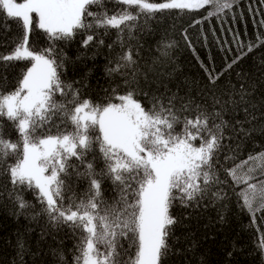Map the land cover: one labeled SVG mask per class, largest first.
Returning <instances> with one entry per match:
<instances>
[{"label":"snow or ice","instance_id":"6c2138e0","mask_svg":"<svg viewBox=\"0 0 264 264\" xmlns=\"http://www.w3.org/2000/svg\"><path fill=\"white\" fill-rule=\"evenodd\" d=\"M117 2L126 7L108 15L107 10H89L90 5H102L103 0H0V13L18 21L24 29L21 42L12 53L0 55V61L32 62L13 91L0 93V117L11 121L18 133L13 141L0 132V162L14 157L15 162L6 168L12 185L35 189L43 205L40 211L50 221L83 233L75 264H161L169 248L171 226L176 223L170 214L173 203L179 200L186 205L221 182L216 164L228 126L223 112L227 105L246 103V94H241L238 101L213 97L212 111L191 99L181 100L177 108L175 94L153 95L151 106L146 108L136 98L141 94L138 87H129L123 94L114 89L107 102L93 103L80 99L79 91L61 80L58 69L62 60L58 61L57 56L62 54H55L51 47L43 53L33 52L28 47V33L35 26L51 39L64 40L80 29H117L123 45L122 34L131 33L135 27L132 22L141 14L151 17L165 10L193 11L211 3L215 7L207 15H216L231 8V3ZM86 17H93V22L86 23ZM93 39V34H86L83 45L87 47ZM98 43L103 44V40ZM254 46L249 44L248 51ZM168 47L171 45L164 46L162 56H167ZM136 64L129 48L117 57L109 72L130 77L126 84H138ZM217 78L209 73L211 84ZM57 95L67 99L58 102L54 99ZM190 109L195 115H184ZM57 116L59 120L54 122ZM176 125H181L180 131H176ZM94 153L97 155L88 159ZM97 156L103 162L99 172L93 163ZM258 170L264 176V153L249 156L225 170L236 186L244 185L239 196L253 215L264 211V179H257ZM104 179L114 186L116 195L111 202L102 197ZM82 180L87 181V187L77 197L74 185ZM215 195L222 198L219 192ZM15 198L21 209L30 207L21 195ZM122 240L135 248L132 255Z\"/></svg>","mask_w":264,"mask_h":264},{"label":"trees","instance_id":"16d2710c","mask_svg":"<svg viewBox=\"0 0 264 264\" xmlns=\"http://www.w3.org/2000/svg\"><path fill=\"white\" fill-rule=\"evenodd\" d=\"M228 2L231 8L216 15H207L215 7L211 3L193 11L172 9L151 17L141 14L132 22L135 27L131 33L122 34L123 45L117 29H80L64 40L51 39L35 26L28 33V47L33 52L43 53L51 47L55 54H62L57 56L58 61L62 60L58 69L61 80L78 90L80 99L93 103L107 102L114 89L123 94L129 87H138L141 94L136 98L146 108L151 106L153 95L175 94L177 108L181 100L191 99L212 111L213 97L238 101L241 94H246V103L227 105L223 112L228 126L216 164L221 182L212 185L202 198L198 196L186 205L177 200L170 208L176 223L171 226L169 248L161 264H264V211L255 215L248 211L239 196L244 185L236 186L225 171L249 156L264 153V0ZM125 7L117 0H103L102 5H90L89 10H107L113 15ZM85 22L92 23L93 17H86ZM86 34L94 35L87 47L83 45ZM23 35L18 21L0 13V55L12 53ZM100 40L103 44L98 43ZM169 44L167 56H162L164 46ZM249 44L255 45L250 52ZM129 48L139 68L138 84L132 85L125 83L130 77L109 72L117 57ZM31 63L0 61V93L13 91ZM209 73L218 77L214 84L209 81ZM54 99L61 102L67 97L57 95ZM184 115L194 116L195 112L190 109ZM53 120L58 122L59 116ZM180 129L181 125H176V131ZM0 132L6 139H18L13 123L6 117H0ZM93 155L97 154H90L88 159L92 160ZM14 162V157L0 162V264H75L83 233L50 221L40 211L43 205L35 189L12 185L6 168ZM93 163L99 172L102 160L97 156ZM255 175L258 180L264 179L259 170ZM86 187L87 181H76V196L80 197ZM101 188L102 197L111 202L116 195L111 181L104 179ZM217 192L222 198L215 195ZM17 194L30 207L21 209ZM68 194L66 191L65 203ZM121 243L129 255L135 252L128 240Z\"/></svg>","mask_w":264,"mask_h":264},{"label":"rangeland","instance_id":"374dc122","mask_svg":"<svg viewBox=\"0 0 264 264\" xmlns=\"http://www.w3.org/2000/svg\"><path fill=\"white\" fill-rule=\"evenodd\" d=\"M262 178H264V176Z\"/></svg>","mask_w":264,"mask_h":264}]
</instances>
